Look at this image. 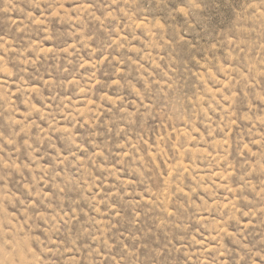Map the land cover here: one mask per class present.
<instances>
[{
	"label": "clouds",
	"instance_id": "clouds-1",
	"mask_svg": "<svg viewBox=\"0 0 264 264\" xmlns=\"http://www.w3.org/2000/svg\"><path fill=\"white\" fill-rule=\"evenodd\" d=\"M0 24V264H264V0Z\"/></svg>",
	"mask_w": 264,
	"mask_h": 264
},
{
	"label": "rangeland",
	"instance_id": "rangeland-1",
	"mask_svg": "<svg viewBox=\"0 0 264 264\" xmlns=\"http://www.w3.org/2000/svg\"><path fill=\"white\" fill-rule=\"evenodd\" d=\"M4 19H6V17ZM7 27V24H0V34L5 33L7 31Z\"/></svg>",
	"mask_w": 264,
	"mask_h": 264
}]
</instances>
